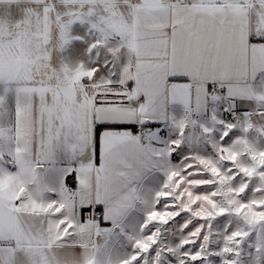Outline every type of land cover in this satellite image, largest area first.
I'll use <instances>...</instances> for the list:
<instances>
[{"label":"snow or ice","instance_id":"6c2138e0","mask_svg":"<svg viewBox=\"0 0 264 264\" xmlns=\"http://www.w3.org/2000/svg\"><path fill=\"white\" fill-rule=\"evenodd\" d=\"M0 264H264V0H0Z\"/></svg>","mask_w":264,"mask_h":264}]
</instances>
